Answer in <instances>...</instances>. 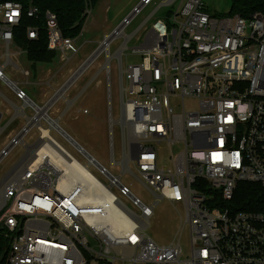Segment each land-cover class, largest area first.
<instances>
[{
    "label": "built area",
    "instance_id": "1",
    "mask_svg": "<svg viewBox=\"0 0 264 264\" xmlns=\"http://www.w3.org/2000/svg\"><path fill=\"white\" fill-rule=\"evenodd\" d=\"M177 1L175 11L152 22L140 61L118 62L121 110L110 120L121 132L119 160L112 142L108 153L118 174L61 130L0 65V81L36 118L13 141L9 150L22 145L24 153L0 178L4 264H264V212L215 205L230 201L240 182L257 183L264 194V17L212 15L203 0L163 4ZM152 2L141 0L113 38ZM24 13L40 16L35 5L0 4L2 56L27 77L29 70L11 61L26 52L13 37ZM43 29L48 50L64 62L77 52L76 37L63 36L55 13L44 12ZM26 31L38 37V27ZM126 174L151 192L150 205L133 194ZM161 200L183 208L186 256L178 236L161 245L144 233Z\"/></svg>",
    "mask_w": 264,
    "mask_h": 264
},
{
    "label": "crops",
    "instance_id": "2",
    "mask_svg": "<svg viewBox=\"0 0 264 264\" xmlns=\"http://www.w3.org/2000/svg\"><path fill=\"white\" fill-rule=\"evenodd\" d=\"M103 2L105 3V11L103 13V16L100 19L94 18L92 20V27L90 28L89 18L93 14V9L96 8L97 10L100 3ZM140 2L141 0H137V2L131 5L128 9L121 11L116 17L115 21L114 15L110 17L108 16V9L109 7H111L113 0H98L94 5L89 7L87 9V15L85 17L81 32L75 39L77 52L72 55L67 62H61V60L59 59H57L56 62H52L53 60L51 59L49 61H46L48 64L47 67L45 69L42 68L40 73L38 72L39 74H37L35 67L36 62L28 60L26 57V52H23L18 57H11V61L17 63L20 68L29 70L30 74L26 77L20 72L18 68L15 67V65H13V63L7 62L6 58L2 56L1 50L0 65H4V73L6 68L9 67L11 69L13 75L17 77V79L12 81L16 82L18 86L26 92L28 99L36 106H43L52 96L58 93L57 98L49 106L47 111L50 118L55 121L59 128L64 132L68 133V131L65 130V124L67 125L66 116L69 113H74L77 116L82 115L86 118H89L90 120L92 119V121H97L98 119V122H102L100 128H103L105 130L107 122L106 118L103 116L105 110L103 97L104 95L102 96V94H97L96 90L91 93L96 94L94 98H97L98 100V105L97 107L94 106V108H90L84 104H81V102H79L80 98L83 96V93L92 85L95 86V89L103 88L104 91L106 87L110 86L112 76L111 72L112 70H114V58L117 60V62H119V60H121L122 62L123 57H125L126 59L131 54H138L137 57L140 58V53L138 51H140L139 48L144 43L146 34L149 29L144 33H142L141 30L149 20V15L129 34H126L124 32V29L127 25L131 24V21L133 20L132 19L129 24L124 27V35L122 36L123 42L115 51L114 38H111L109 44L107 45V48L105 50H102L103 52L100 51L98 56L84 68V70L72 81L68 88L62 90L61 92L58 91L62 88V86L69 79L72 73L99 47L103 39L106 38V36H108L119 24H121L123 20L127 18V16L133 11L134 7L137 6ZM161 4H163V0ZM86 24H88L87 28ZM87 29H89L88 33L90 34L92 32H95L94 37L88 40H84L83 42L78 44L80 38L83 37ZM129 42L130 47L127 46V43ZM0 45L3 47L1 41ZM124 45L125 48L123 49ZM121 51H123L122 54ZM23 60H26V62L29 64L24 66L22 63ZM22 106L23 102L15 96V93L12 90L4 91L0 88V111L2 114L0 120V134L4 132V130L12 122L16 123L15 126L6 135L5 139L2 141L0 145V153L11 141V139L16 134H18V132L22 128H24L27 122L31 118H34L35 112L31 109L30 113H26V110L25 112H23ZM77 108H88L91 115L77 114ZM92 114H96L97 117L93 119L91 117ZM35 119L36 118H34L33 121ZM95 127H98V125ZM93 129L99 130V127H93Z\"/></svg>",
    "mask_w": 264,
    "mask_h": 264
},
{
    "label": "rangeland",
    "instance_id": "3",
    "mask_svg": "<svg viewBox=\"0 0 264 264\" xmlns=\"http://www.w3.org/2000/svg\"><path fill=\"white\" fill-rule=\"evenodd\" d=\"M230 1L231 0H203L205 5L208 7V11L212 15H221L228 12L230 8ZM137 0H113V3L111 7H109V17L114 15V21L116 20V17L119 15L121 11H124L128 9L131 5L136 3ZM162 0H153L151 5L146 6L143 8L138 14L132 18L131 24L127 25L124 29V32L126 34H129L134 28L137 27V25L141 22H143L148 15L154 10L156 7H159L153 16V18L149 19L144 27L142 28V33L146 32L148 29H150L152 22L160 17H163L167 11L172 10L175 11L179 1L174 2L171 5H163L161 4ZM161 4V5H160ZM92 5H88V7L85 10V14L87 15V9L91 7ZM93 9V14L89 18V27H92V20L100 19L103 16V13L105 11V3H100L98 9ZM95 16V17H93ZM86 17V16H85ZM92 22V23H91ZM88 23V21H87ZM88 24H86L87 28ZM89 28V29H90ZM86 30L85 34L82 38H80L79 43L83 42L84 40H88L92 37H94L95 32H92L91 34L88 33V30ZM93 31V30H92ZM80 34V33H79ZM123 37L119 36L114 38V51L122 44ZM131 42V41H130ZM130 42L127 43V46L130 47ZM3 47L0 45V53ZM24 56V55H23ZM138 54H131L128 56V58L125 59L123 57L122 59V66L125 68L126 65L130 63H138L140 60L139 57H137ZM57 59H61V53L56 51L52 62H56ZM28 61V60H27ZM23 65L26 66L29 63L26 62V60H23ZM47 62H36V72L37 74L40 73L42 68L47 67ZM39 72V73H38ZM6 76L11 79L15 80L17 79L16 76L13 75L11 69L8 67L5 70ZM111 81L110 86L106 87L105 91L103 88L95 89V86H90L84 93L83 96L80 98L81 104H84L90 108L97 107L98 100L97 98H94L96 94H91L94 90H96L97 94L104 97V113L103 116L106 118V128L105 130L103 128H100L102 125V122L92 121L89 118H86L82 115H75L74 113H69L66 116L67 125L65 124V130L68 131V133L79 143L81 144L88 152L93 154L101 163H103L109 170L114 173L118 174L119 169L115 166L111 167L109 165V146L112 142L114 147V156L116 160H119L120 158V148H121V132L119 125L117 123L112 122L111 120H117L120 115L121 110V104H120V86H119V71H118V62L114 58V70L111 72ZM0 88L4 91H9V89L0 82ZM101 100V99H100ZM100 102V101H99ZM189 104V103H188ZM111 112V114H109ZM26 113H30V109H26ZM90 114V113H89ZM91 115V114H90ZM88 116V115H87ZM93 119H95L97 116L96 114H92L91 116ZM111 117V120H110ZM16 123L12 122L5 130L0 134V145L2 141L5 139L6 135L10 132V130L15 126ZM99 127V130H95L94 128L97 126ZM33 139L35 136L33 134V131L31 132ZM58 140L65 145L66 147L71 148V146L66 142V140L62 136L57 135ZM28 139V138H26ZM31 142V141H29ZM25 148L22 145H16L14 146L9 152L3 157L1 164H0V178L14 165V163L22 156L24 153ZM164 158H167L168 152L162 153ZM76 157L84 162V158L78 154H76ZM90 169L95 172V169L93 167H90ZM123 180L130 186V189L132 190L133 194L139 197L146 205H150L153 202V195L149 190H147L143 184H141L138 180H136L133 176L126 174L123 175ZM129 206L133 209H135L131 204ZM184 216V211L181 205L179 204H172L167 200H161L152 211V215L149 217V225L145 229L144 233L152 238L155 242L161 245H169L172 242H174L176 236L179 238V243L183 249L184 256L187 255L188 249H189V232L187 227H183V229L180 231V225H181V219Z\"/></svg>",
    "mask_w": 264,
    "mask_h": 264
},
{
    "label": "trees",
    "instance_id": "4",
    "mask_svg": "<svg viewBox=\"0 0 264 264\" xmlns=\"http://www.w3.org/2000/svg\"><path fill=\"white\" fill-rule=\"evenodd\" d=\"M4 1L0 0V4ZM17 1L24 8L29 5H35L40 11V16L27 17L24 13L20 23L13 30L14 41L17 45L26 51V57L33 62H46L53 58L55 52L48 50L46 33L43 29V15L46 10L56 14L59 28L63 36L75 38L81 32L84 20L85 10L88 5H94L98 0H10ZM254 12H260L264 17V0H231L228 15L239 14L243 17H249ZM171 10L166 12L170 15ZM223 15V14H221ZM28 27H38V37L29 39L27 37ZM44 47V48H43ZM218 203V204H217ZM215 205L229 207L233 211H263L264 212V194L261 187L253 182H240L235 194L230 201H221L218 199ZM8 240L4 237L0 229V264L5 263L6 249ZM104 264V263H100ZM106 264V263H105Z\"/></svg>",
    "mask_w": 264,
    "mask_h": 264
},
{
    "label": "water",
    "instance_id": "5",
    "mask_svg": "<svg viewBox=\"0 0 264 264\" xmlns=\"http://www.w3.org/2000/svg\"><path fill=\"white\" fill-rule=\"evenodd\" d=\"M130 14L127 16V18H125L123 20V22L125 20H127L129 18ZM122 22V23H123ZM122 23L119 24L108 36H106V41H109L111 38L114 37V35L116 34V32L121 28ZM101 51V47L99 45V47L72 73V75L69 77V79L65 82V84L62 86V88L58 91L61 92L62 90L68 88V86L72 83V81L84 70V68L89 65L100 53ZM58 93H56L54 96H52L48 102H46L43 106H38L39 108L42 109H48L49 106L53 103V101L57 98ZM34 118H31L27 124L24 126V128H22L18 134H16L12 140L5 146L3 152H6L9 150V148L11 147L13 141H15L17 138L21 137V135L25 132L26 128L30 125V123L33 121Z\"/></svg>",
    "mask_w": 264,
    "mask_h": 264
},
{
    "label": "snow or ice",
    "instance_id": "6",
    "mask_svg": "<svg viewBox=\"0 0 264 264\" xmlns=\"http://www.w3.org/2000/svg\"><path fill=\"white\" fill-rule=\"evenodd\" d=\"M16 13H13V15H15ZM9 19H11V17H9ZM229 120H231V117H228ZM214 156L216 155L215 153L213 154ZM133 239H135V237H133Z\"/></svg>",
    "mask_w": 264,
    "mask_h": 264
},
{
    "label": "bare ground",
    "instance_id": "7",
    "mask_svg": "<svg viewBox=\"0 0 264 264\" xmlns=\"http://www.w3.org/2000/svg\"><path fill=\"white\" fill-rule=\"evenodd\" d=\"M44 48V47H43ZM44 134H47V131H44Z\"/></svg>",
    "mask_w": 264,
    "mask_h": 264
}]
</instances>
